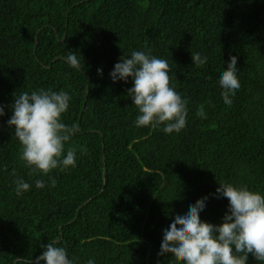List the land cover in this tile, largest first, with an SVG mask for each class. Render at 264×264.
<instances>
[{"label":"trees","instance_id":"1","mask_svg":"<svg viewBox=\"0 0 264 264\" xmlns=\"http://www.w3.org/2000/svg\"><path fill=\"white\" fill-rule=\"evenodd\" d=\"M149 49L189 101L180 133L137 127L132 78L111 79L122 57ZM233 56L241 87L229 107L219 80ZM41 88L69 93L62 122L79 131L66 143L76 167L54 169L56 186L38 189L49 177L30 174L7 121L16 95ZM0 105V264L35 262L57 238L75 264H177L158 255L176 214L207 196L202 221L222 224L220 180L264 194V0H0ZM18 177L31 185L20 196ZM247 264L264 261L249 253Z\"/></svg>","mask_w":264,"mask_h":264},{"label":"clouds","instance_id":"2","mask_svg":"<svg viewBox=\"0 0 264 264\" xmlns=\"http://www.w3.org/2000/svg\"><path fill=\"white\" fill-rule=\"evenodd\" d=\"M197 67L207 63V57L192 53ZM64 60L74 69L80 71L83 62L75 53L69 52ZM170 66L167 60L147 52L133 50L130 57L121 58L111 71V79L133 80V87L127 95L139 110L135 124L137 127L164 125L165 134L180 133L187 125L188 99L183 98L174 86H170ZM237 57L230 58L226 70L221 73L219 85L222 98L227 106L233 103L241 84L237 75ZM103 74L102 69H98ZM71 97L67 91H53L43 88L16 95L13 115L7 121L9 127L15 126V137L20 142V159L31 170L30 174H42L49 180L37 179L35 186L44 188L46 184L56 186V179L50 173L59 168L61 171L69 166L76 167L77 149L66 143L79 131L77 124L71 126L62 122V114L69 109ZM5 115L4 106L0 105V116ZM202 119L207 118L203 105L196 112ZM67 152L66 156L64 155ZM87 154V146L80 149ZM15 175V170L13 171ZM17 196L30 190L31 185L22 177L13 181ZM221 198L228 200V212L223 223L215 225L202 221L201 212L206 207L207 196L189 205L186 214H176L173 222L164 229L161 250L158 255L173 254L177 264H247L251 253L264 261V194L251 190L245 184H234L220 180L216 190ZM59 238L44 245V251L35 262L17 258V264H75L69 259L65 247L58 246ZM87 264H95L90 259Z\"/></svg>","mask_w":264,"mask_h":264},{"label":"water","instance_id":"3","mask_svg":"<svg viewBox=\"0 0 264 264\" xmlns=\"http://www.w3.org/2000/svg\"><path fill=\"white\" fill-rule=\"evenodd\" d=\"M89 87H87V91H88ZM104 170H106V167L104 168Z\"/></svg>","mask_w":264,"mask_h":264}]
</instances>
